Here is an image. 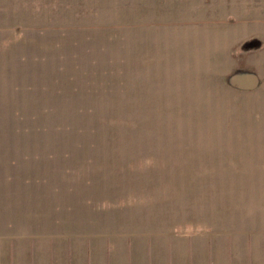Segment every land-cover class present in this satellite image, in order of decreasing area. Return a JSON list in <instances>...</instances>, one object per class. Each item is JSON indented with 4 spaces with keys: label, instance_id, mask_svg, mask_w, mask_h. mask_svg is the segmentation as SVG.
<instances>
[{
    "label": "rangeland",
    "instance_id": "rangeland-1",
    "mask_svg": "<svg viewBox=\"0 0 264 264\" xmlns=\"http://www.w3.org/2000/svg\"><path fill=\"white\" fill-rule=\"evenodd\" d=\"M93 239L264 264V0H0V256Z\"/></svg>",
    "mask_w": 264,
    "mask_h": 264
},
{
    "label": "crops",
    "instance_id": "crops-1",
    "mask_svg": "<svg viewBox=\"0 0 264 264\" xmlns=\"http://www.w3.org/2000/svg\"><path fill=\"white\" fill-rule=\"evenodd\" d=\"M93 241L98 240H87L84 244V257H80L78 254V251H76V254L74 253V250L70 252H67L65 259L57 257V253L55 254V259L52 260L49 259L47 264H116V255H114L113 252V245L112 240L106 239L105 241V248L101 251H90L89 248L93 246ZM69 242V241H68ZM127 244V252L124 256V260H122L123 264H138L137 259H134L136 256L133 253V250L131 249L132 242L128 239L126 241ZM68 246H71V244H68ZM86 247V248H85ZM83 251V248L81 252ZM51 253V252H50ZM50 255V254H49ZM145 255L148 256V264H156L154 263L155 255L152 254V252H148ZM170 260H173L171 256H169ZM139 260V259H138ZM146 260V259H144ZM42 263V257L36 256L35 252L31 250L26 252L25 254L18 256L17 253L14 251H9L8 256L5 258L0 256V264H40ZM188 260V264H189Z\"/></svg>",
    "mask_w": 264,
    "mask_h": 264
}]
</instances>
